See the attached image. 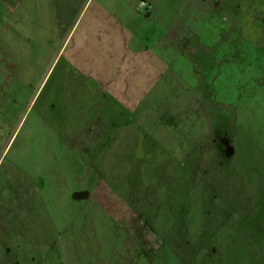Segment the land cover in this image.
<instances>
[{"label": "rangeland", "instance_id": "1", "mask_svg": "<svg viewBox=\"0 0 264 264\" xmlns=\"http://www.w3.org/2000/svg\"><path fill=\"white\" fill-rule=\"evenodd\" d=\"M158 1L173 75L132 113L0 51V264H264V0Z\"/></svg>", "mask_w": 264, "mask_h": 264}, {"label": "crops", "instance_id": "2", "mask_svg": "<svg viewBox=\"0 0 264 264\" xmlns=\"http://www.w3.org/2000/svg\"><path fill=\"white\" fill-rule=\"evenodd\" d=\"M161 6L158 0H0V22L20 34L18 40L6 34L0 51L14 69L21 61L63 59L66 73L96 81L100 92L132 113L173 75L174 58L159 53L169 45L165 36L172 37ZM158 26L165 34L158 35Z\"/></svg>", "mask_w": 264, "mask_h": 264}]
</instances>
